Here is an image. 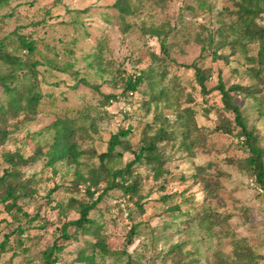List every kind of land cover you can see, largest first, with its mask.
Here are the masks:
<instances>
[{
    "label": "rangeland",
    "instance_id": "374dc122",
    "mask_svg": "<svg viewBox=\"0 0 264 264\" xmlns=\"http://www.w3.org/2000/svg\"><path fill=\"white\" fill-rule=\"evenodd\" d=\"M115 1L6 0L0 6V38L17 31L36 42L33 58L39 61L43 93L33 119L20 116L10 121L0 157L7 151L29 156L38 146L46 152L54 136L52 123L66 115L80 126V148L96 153L106 151L109 137L120 129H129L133 149L144 131L151 135L159 127L167 129L172 136L161 143L162 174L154 177L142 160L135 165L141 175V208L113 189L90 211L102 225L108 250L93 253L85 248L86 239L94 241L91 236H62V225L78 213L58 206L70 197L86 199L85 185H73L76 169L85 168L65 159L48 166L42 156L23 168L25 177H34L36 189L32 199L19 201L28 215H13L0 203V242L8 236L0 264H41L54 244L61 247L50 257L56 258L55 264H175L181 256L183 264H240L235 251L244 246L257 264H264L263 192L248 172L229 163L248 154L238 128L229 133L217 128L220 114L234 124L216 89L218 80L226 87L256 85L246 57L257 54L258 43L248 42L241 51L230 44L241 0H127L131 12L124 18L113 6ZM260 4L264 6V0ZM258 20L264 22V15ZM221 31L226 43L218 47ZM13 47L17 45L11 40L9 48ZM213 49L228 58H214ZM18 53L25 56L24 51ZM195 65L210 73L203 89ZM142 72L145 77L138 88L125 92L126 81ZM106 94L117 98L104 102ZM234 101L264 147V87L254 97L241 94ZM117 149L123 156L105 161L111 172L133 158L121 146ZM80 160L99 164L96 154ZM197 165L205 167L203 175L218 181L215 197L196 176ZM4 166L0 158V170ZM55 185L57 190L50 191ZM176 207L192 214L209 208L224 222L192 221L179 216ZM175 244L181 249L170 251ZM83 249L87 257L93 254V261L78 260Z\"/></svg>",
    "mask_w": 264,
    "mask_h": 264
},
{
    "label": "trees",
    "instance_id": "16d2710c",
    "mask_svg": "<svg viewBox=\"0 0 264 264\" xmlns=\"http://www.w3.org/2000/svg\"><path fill=\"white\" fill-rule=\"evenodd\" d=\"M5 1L0 0V6ZM113 6L119 11L122 18L131 12L127 0H116ZM236 12L237 19L231 27L236 32V36L230 41L231 48L241 51L245 49L248 42L258 43L257 54L254 57H246L248 71L256 80V85L235 83L226 87L221 79L218 80L216 89L221 95L224 110L233 114L234 124L232 126L230 119L224 114H220L221 123L217 128L226 133L231 132L235 126L238 128L241 144L248 154L243 158H231L229 163L248 172L264 196V147L260 145V134L255 128L247 126L240 106L234 101L235 97L241 94L254 97L264 87V22L258 20L264 15V6L260 4V0H241L237 3ZM127 26L124 28L126 29ZM219 35L218 47L226 43V37H223L222 31ZM11 40L16 43L17 47L9 48ZM36 50V42L17 31L0 38V91L2 92V99L0 100V147L5 144L9 137L10 129L8 127L11 120H17L20 116L28 120L33 119L38 112L43 93L40 89L36 68L39 61L33 58ZM18 51H24L25 56L22 57ZM212 54L214 58H228L227 54H219L216 49L212 50ZM194 68L196 79L203 89L204 80L209 77L210 73L196 65ZM144 77L145 74L142 72L134 78H129L125 83L124 91L133 92L136 90ZM152 96L157 99L159 95L152 94ZM116 98L117 96L114 94H106L103 96V101L110 102ZM261 113L264 116V111ZM164 121L162 120V123ZM51 126L54 128V136L46 152H43L38 146L34 153L29 156H24L19 151H7L1 154L0 158L5 162V166L0 170V203L4 205L6 211L13 215L15 212L28 215L19 201L24 198L32 199L36 189L33 187L34 177H25L23 168L37 162L42 156L46 157L45 162L48 166H53L63 159L69 164H74L75 167L82 164L85 171L76 169L73 185L76 186L81 183L85 185L86 199L70 197L67 203L58 204L61 210L73 208L78 213V217L68 220L62 225V236L66 239L73 238L77 234L91 236L94 241L86 239L85 248H91L93 253L96 250L107 253V246L101 234L102 225L95 217L90 216V211L95 210L98 202L109 190L113 189L122 191L128 198L135 200L141 208L139 203L141 175L135 171V165L144 160V164L154 171V177L157 178L161 175V164L164 161L161 143L170 140L172 133L163 127H159L151 135L144 131L138 147L133 149L127 139L129 129H120L109 137L106 151L96 153L94 149L84 150L80 148L77 136L81 129L75 118L66 115L60 116ZM120 146L123 151H129L133 154V158L123 167L111 172L106 167L105 161L122 157L123 153L117 149ZM95 154L99 159L97 166L89 165V163L80 160L82 156ZM196 170V176L201 178L200 180L204 183L206 190L215 197L219 189L218 181L203 175L204 166L197 165ZM103 183L104 185H101ZM58 187L59 185H55L50 191L57 190ZM176 210H178L179 216L184 214L186 218L190 217L192 221L218 223L222 220L224 222L223 217L221 218L209 208L194 214L188 211H180L179 207H176ZM67 227H72L73 233H69ZM21 232L22 229L19 228L18 233ZM132 232L133 230L130 229V235L127 239L130 242ZM7 237L0 242V255L6 250ZM176 248L180 250L181 245H173L170 251H175ZM56 249L60 250L61 247L55 244L49 247L43 255L44 259L41 264H55L56 258L50 259V257ZM235 253L240 264H257L254 255L246 246L239 248ZM79 254L78 260L93 261V254L87 257L84 249ZM182 258L183 256L175 260V264H183ZM130 262L128 261L126 264H143Z\"/></svg>",
    "mask_w": 264,
    "mask_h": 264
}]
</instances>
